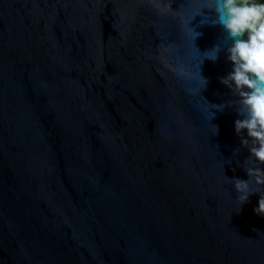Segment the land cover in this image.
Instances as JSON below:
<instances>
[{
    "label": "water",
    "instance_id": "obj_1",
    "mask_svg": "<svg viewBox=\"0 0 264 264\" xmlns=\"http://www.w3.org/2000/svg\"><path fill=\"white\" fill-rule=\"evenodd\" d=\"M213 6L0 0V264H264Z\"/></svg>",
    "mask_w": 264,
    "mask_h": 264
},
{
    "label": "clouds",
    "instance_id": "obj_2",
    "mask_svg": "<svg viewBox=\"0 0 264 264\" xmlns=\"http://www.w3.org/2000/svg\"><path fill=\"white\" fill-rule=\"evenodd\" d=\"M212 10L215 17L211 21L205 18L200 23L219 25L229 41L223 50L231 68L219 82L236 98L229 102L236 105L239 117L234 120V133L239 138L240 148L248 152L243 164L248 179H231L238 193L237 211L249 202L252 194L259 193L253 213L264 217V167H261L264 165V0H214ZM190 28L194 39L200 35ZM220 51L221 46H214L206 57L215 62ZM199 75L205 87L207 78L200 74V69ZM213 106L220 110L224 107ZM214 129V135L218 134V126L214 125Z\"/></svg>",
    "mask_w": 264,
    "mask_h": 264
}]
</instances>
